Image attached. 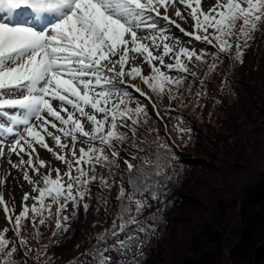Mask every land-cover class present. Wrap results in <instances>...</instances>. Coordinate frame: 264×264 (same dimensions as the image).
<instances>
[{
  "label": "snow or ice",
  "instance_id": "snow-or-ice-1",
  "mask_svg": "<svg viewBox=\"0 0 264 264\" xmlns=\"http://www.w3.org/2000/svg\"><path fill=\"white\" fill-rule=\"evenodd\" d=\"M177 3L184 6V13ZM202 3L0 0V157L5 155L4 138L11 137L7 152L19 160L9 163L22 169L23 179L35 193L25 192L19 205H14L0 191V215L6 221V226L0 228V264H17L14 256L20 248L26 249L25 256L32 251L20 235L24 222L31 221L38 238L37 222L46 223L53 214V205L57 219L50 243H58L56 238L69 226L70 217L64 215L69 204L73 216L80 206L87 210L85 199L91 196L92 184L99 180L102 187L111 188L116 182L111 170L121 160L127 166L131 191L121 183L119 208L111 226L92 234L96 243L81 254L86 259L79 264H86L89 257L92 264H141L143 249L156 234V221L162 219L170 203L166 201L168 186L178 173L172 169L173 175H168L176 156L167 143L154 141L149 146L152 161L142 156L121 157L120 146L133 140L131 147L135 148L140 126L148 123L147 105L134 100L129 88L150 101L152 97L141 85L158 98L174 100V91L183 96L188 75L196 76L190 64L206 63L209 55L213 58L208 64L210 71L217 68L222 56L242 63L248 40L264 24V0H215L206 10ZM170 7L180 20H192L193 31L186 35L202 40L214 51L190 49L169 34L162 21L185 32L168 15ZM143 63L149 66L148 73ZM175 127L181 134L190 132L181 124ZM46 137L53 141L51 145ZM77 144L81 145L78 149ZM37 146L52 153L65 168L49 167L39 157ZM98 166L107 168L109 175H98ZM5 182L6 178H0V184ZM157 202L160 207L144 216L145 209ZM10 231L18 244L17 239L7 237ZM48 246H43L44 252L37 250V262ZM112 251L119 259L106 255Z\"/></svg>",
  "mask_w": 264,
  "mask_h": 264
},
{
  "label": "trees",
  "instance_id": "trees-1",
  "mask_svg": "<svg viewBox=\"0 0 264 264\" xmlns=\"http://www.w3.org/2000/svg\"><path fill=\"white\" fill-rule=\"evenodd\" d=\"M243 50L242 63L222 56L214 71L208 68L213 58L211 55L206 57L203 71L185 82L183 96L179 97L183 99V110L174 108L180 118H174L172 114L163 118V110L172 108V105L167 104L170 99L167 96L158 98L150 93L156 112L165 126L162 123L157 138L152 134L141 143L144 151H130L125 159L142 156L152 161L154 157L149 155L152 151L149 146L154 141L167 143L176 156L175 162L168 169V175L172 176V169H175L178 176L168 186L166 201L170 203L162 213V219L156 221V234L151 236L143 249L145 256L141 264L261 262L253 259V251L258 245H264L262 27L252 34V39L248 40ZM188 85H191L190 92ZM198 92L201 93L199 97L195 95ZM152 116L149 110V117ZM178 124L190 129V132L179 133L175 127ZM173 137L184 145L182 147L202 156L203 162L199 159L194 162L192 158L191 161L185 160L180 151L181 146ZM131 162L138 164L139 160ZM126 173V164H119L116 172L118 189L123 183L131 191ZM117 195L107 203L94 202L89 216L85 214L81 220L78 217H73L71 221L69 219L67 231L56 238L58 243H50L52 233L56 231L52 220L48 218L43 225L37 222L40 232L38 238L32 223L27 224L25 221L23 228L30 232L27 235V247L32 251L25 256L26 249L20 248L14 256L17 264H69V261L79 264L85 261L86 258L81 254L96 243L92 234L109 228L117 214ZM159 207L158 202L153 203L145 209L143 215L148 216ZM131 230L134 231L135 226ZM44 245L49 246L37 262V250L44 252ZM106 255L114 260L119 259L115 251ZM86 264H92L90 257Z\"/></svg>",
  "mask_w": 264,
  "mask_h": 264
},
{
  "label": "rangeland",
  "instance_id": "rangeland-1",
  "mask_svg": "<svg viewBox=\"0 0 264 264\" xmlns=\"http://www.w3.org/2000/svg\"><path fill=\"white\" fill-rule=\"evenodd\" d=\"M214 2H215V0H203L202 7L206 10L209 7H211ZM177 7H179L181 12L184 13V6L183 5H179L177 3ZM161 11L163 12V9H161ZM168 15L171 18L176 19L177 23H179L181 25V27L183 29H185V32H181L175 26L168 24V22H166V21H162L164 26L168 28L169 34L176 37L181 45L186 46L190 49H195L198 52L201 50H205L209 53L214 51V49L211 46L207 45L202 40H196L193 36L186 35L187 32L193 31V28H192L193 22L190 18L187 19V21L180 20V18L175 17V9L171 8V7L168 9ZM261 27H262V29H264V24L259 25L258 29ZM165 60L167 62L169 60V58L166 57ZM137 63H141V61L138 60ZM141 66L143 67L145 73H148L150 71L149 66L146 63L141 64ZM189 67L193 71L196 72V76L199 75V73L201 71H203V63L202 62H195L193 64H190ZM171 74L176 75L177 73L172 72ZM203 74H204V72H203ZM185 75H187V74H185ZM190 77H192V76L188 75L186 81L190 80ZM133 83H139V81H133ZM141 86H142V89L144 91H146L149 96L152 97V95L150 94L151 90L147 89L146 86H143V85H141ZM129 91L132 93L134 100L139 99L142 104L147 105V109H149L151 111V115H153V116L149 117V110H148V123L142 124L140 126L138 138H136L134 141L136 144L135 148L131 147L133 140H129L128 143L120 146L123 149L121 151L120 155L124 159L126 158V155L130 151L137 153L138 152L137 148L142 147L141 143L145 142L148 136H151L153 134V136H155L157 138V133H158L159 129L162 128V123H163L161 116L159 117V115L156 114L157 113L156 112V106H155V108L152 107V104L154 103L153 98L150 101L146 97L140 96V94L135 93L134 89L129 88ZM173 95L176 96V100L167 101V104L172 105L171 106L172 108L169 109L168 111L163 110V115H162L163 118L168 116L169 114L175 115L174 118H180L178 116L179 112L174 110V108H179V109L183 110V105H182L183 99L179 98L180 95H178L175 91L173 92ZM186 104H187V101H186ZM132 106L134 107L135 104L133 103ZM185 109L186 108H184V110ZM163 125H164V123H163ZM86 127H90V125L86 124ZM153 130H157L156 133H154ZM164 130H166V128ZM121 131H127V130L121 129ZM129 136H131V133H129ZM4 139H5L6 147H5V155L0 157V178H6V182L4 184H0V191L4 192L5 199L10 204L19 205L21 198L23 197L25 192L31 193L32 195H35V193H32V186L27 181H25L23 179L22 169L21 168H13L11 166V164L9 163V160H11L12 163H17L19 158L15 154L9 155L7 152V147L10 146L9 141L11 140V137H5ZM46 139L48 140L50 145L53 143L51 138L46 137ZM62 139H64V138L62 137ZM173 139L175 142L178 143L179 146H181L180 151L182 153V157L185 160L191 161V158H192L194 162L197 161V159H199L201 162H203L202 156H197V154L195 153L194 150L182 147L184 145H181V143H179L175 137H173ZM68 143L70 144L71 141L68 140ZM80 146H81L80 144H77V149ZM37 153L41 159H44L46 161V163H48L49 167H59L61 169L65 168V165L58 162L55 159L54 155L52 153L48 152L46 149L37 146ZM24 159H27V156H24ZM34 162H35V157H34ZM122 163H123L122 160L118 161V167H119V164H122ZM118 167L113 166V168L111 170L112 173L114 174V179L116 181L115 184H112V179H109L108 183L112 184L111 188L102 187L99 180H97L96 182H94L92 184V186L90 188L91 196L86 197V199H85V202H87L89 204V207L87 210H85L83 208V206H80L79 208L75 209L76 214L73 216L72 213H73L74 209H73L72 205L69 204V207H68L67 211L64 213V215H68L70 217V221L72 220L73 217H76V218L78 217V219L81 220L85 214L87 216H89L92 213L91 212V206H93L94 202L102 203V202L110 200L111 197L115 196V194H118L119 182H118L117 175H116ZM29 174L32 175L34 178H36L35 174L32 173L31 169H29ZM97 174L108 176L109 170L107 168H100L98 166L97 167ZM115 190H116V192H115ZM28 203L31 204L32 201L29 200ZM55 207L56 206L53 205V212H55ZM18 210H19V208H17V211ZM49 219L52 220L53 225L56 226L57 217L54 213L52 214L51 217H49ZM29 223H31V221H27V224H29ZM4 226H6V221L3 217V215H0V228H2ZM8 226L10 227V225H8ZM29 234H30L29 231H25V229L22 228L21 233H20V235L22 237L27 239L28 238L27 235H29ZM7 237L8 238H15L14 233L12 231L9 234L7 233ZM17 243H18V241H17ZM263 259H264V257L259 259V260H261V262L258 264H264V261H262ZM259 260H256V261H259Z\"/></svg>",
  "mask_w": 264,
  "mask_h": 264
},
{
  "label": "water",
  "instance_id": "water-1",
  "mask_svg": "<svg viewBox=\"0 0 264 264\" xmlns=\"http://www.w3.org/2000/svg\"><path fill=\"white\" fill-rule=\"evenodd\" d=\"M264 257V245H258L253 251V258L259 260Z\"/></svg>",
  "mask_w": 264,
  "mask_h": 264
}]
</instances>
